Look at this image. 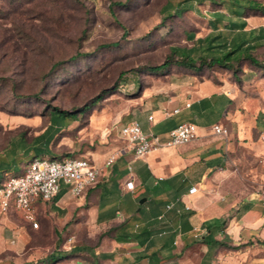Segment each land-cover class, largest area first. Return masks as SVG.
<instances>
[{"label": "crops", "instance_id": "obj_1", "mask_svg": "<svg viewBox=\"0 0 264 264\" xmlns=\"http://www.w3.org/2000/svg\"><path fill=\"white\" fill-rule=\"evenodd\" d=\"M259 78L248 70L241 84ZM238 90L233 80L205 78L131 111L117 139L89 150L99 174L82 195L61 184L51 200H37L36 228L16 209H0V264H264V115L238 111ZM133 120L162 137L192 122L196 137L136 157L119 134ZM41 123L0 132V177L26 162L8 138L22 128L36 135ZM215 124L227 132L215 133ZM246 155L252 171L243 177Z\"/></svg>", "mask_w": 264, "mask_h": 264}, {"label": "rangeland", "instance_id": "obj_2", "mask_svg": "<svg viewBox=\"0 0 264 264\" xmlns=\"http://www.w3.org/2000/svg\"><path fill=\"white\" fill-rule=\"evenodd\" d=\"M165 1L0 0V127L35 129L42 124L38 116H11L6 111L36 112L49 104L73 109L89 103L80 121L57 141L65 155L89 158V150L100 148L105 139H117L123 118L144 103L205 78L232 80L222 68L192 71L170 64L157 73L147 71L165 58L169 45H190L183 29L195 38L212 31L209 11L221 7L218 0H202L199 12L183 13L176 29H170V24H160ZM245 19V30L264 26V15ZM115 41V46L106 45ZM263 52L261 47L258 57ZM76 53L81 56L68 61ZM238 85L243 100L238 111L264 115V78ZM246 160L248 166L240 169L243 177L252 171L253 160L248 155Z\"/></svg>", "mask_w": 264, "mask_h": 264}, {"label": "trees", "instance_id": "obj_3", "mask_svg": "<svg viewBox=\"0 0 264 264\" xmlns=\"http://www.w3.org/2000/svg\"><path fill=\"white\" fill-rule=\"evenodd\" d=\"M208 1L210 4L216 3L215 0ZM201 2L202 0H166L160 8L161 26L170 24L167 27L176 29L179 25L177 21L181 19L182 14L190 10L199 12L197 4ZM216 4H220V10L215 8L210 10L207 19L212 31L203 37L195 38L192 31L183 29L185 38L191 42L190 45H169L165 58L157 64L148 66L147 71L157 73L170 64H176L192 71L202 68H222L229 71L231 79L237 83H241L242 75L248 70L264 76V52L258 57V50L264 47V26L244 29L245 18L251 14L264 15V4L257 0H218ZM224 30L230 34H226ZM117 43L115 41L106 45L115 46ZM79 56L80 53L71 55L68 61H74ZM56 64H52L50 70ZM118 78L121 81L125 80L121 75ZM99 99L100 96L95 97V101ZM89 105L88 103L82 108L65 109L49 104L36 112L4 110L11 116H38L43 121V127L36 135H28V129L22 128L8 138L9 150H19L20 156L25 158L26 162L19 172L2 171L0 183L6 176L22 172L25 165L35 157L49 159H61L65 156L84 157L65 155L63 151L54 153V151L61 134L72 123L80 121ZM2 130L3 128L0 127V132Z\"/></svg>", "mask_w": 264, "mask_h": 264}, {"label": "built area", "instance_id": "obj_4", "mask_svg": "<svg viewBox=\"0 0 264 264\" xmlns=\"http://www.w3.org/2000/svg\"><path fill=\"white\" fill-rule=\"evenodd\" d=\"M178 112V108H173L164 110L163 114L170 117ZM148 118L151 120L152 116ZM212 129L215 133L227 132L225 127L218 124L213 125ZM119 134L134 155L142 157L155 149L175 147L192 141L196 137V125L192 122H181L162 137L144 132L140 123L133 120L122 124L119 127ZM259 139L264 143V131L260 133ZM113 159L114 157L110 156L107 163ZM98 174L99 169L87 157L65 156L61 159L35 157L25 165L22 172L8 175L0 183V209L2 212L11 207L16 209L25 221L36 228L37 200H51L59 192L61 184H65L72 195L80 196L96 184ZM125 186L132 188V181H127ZM195 191L194 186L189 188L190 193Z\"/></svg>", "mask_w": 264, "mask_h": 264}, {"label": "water", "instance_id": "obj_5", "mask_svg": "<svg viewBox=\"0 0 264 264\" xmlns=\"http://www.w3.org/2000/svg\"><path fill=\"white\" fill-rule=\"evenodd\" d=\"M142 200H140V202H141Z\"/></svg>", "mask_w": 264, "mask_h": 264}]
</instances>
